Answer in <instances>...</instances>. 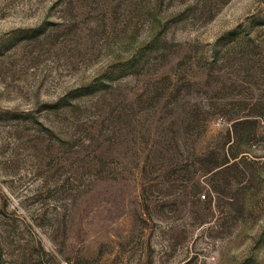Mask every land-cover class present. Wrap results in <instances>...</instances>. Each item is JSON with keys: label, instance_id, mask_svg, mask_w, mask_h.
<instances>
[{"label": "rangeland", "instance_id": "obj_1", "mask_svg": "<svg viewBox=\"0 0 264 264\" xmlns=\"http://www.w3.org/2000/svg\"><path fill=\"white\" fill-rule=\"evenodd\" d=\"M0 264H264V0H0Z\"/></svg>", "mask_w": 264, "mask_h": 264}]
</instances>
